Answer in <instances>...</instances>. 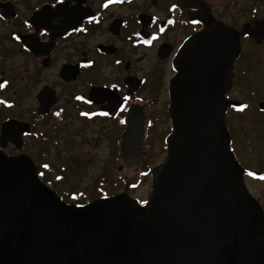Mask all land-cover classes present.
I'll return each mask as SVG.
<instances>
[{"label":"flooded vegetation","instance_id":"af4514ba","mask_svg":"<svg viewBox=\"0 0 264 264\" xmlns=\"http://www.w3.org/2000/svg\"><path fill=\"white\" fill-rule=\"evenodd\" d=\"M241 4L242 0H0V152L29 157L43 181V173L55 168L52 157L79 168L68 157L84 154L89 128L112 150L115 162L104 168L138 170L140 177L150 178L151 187V171L163 162L173 130L170 85L178 75L180 51L192 36L214 30L215 22L234 29L240 41L224 96L245 107H227V130L230 112L248 108L240 84L248 71L247 45L264 47V35L255 36L264 15L262 6L252 4L249 18L241 22ZM228 17L231 20H225ZM263 101L257 103V111L264 116L258 108ZM132 117L143 126L136 165L125 163L120 150ZM84 166L98 165L91 160ZM137 187L126 184L119 193H102L95 200L132 197L128 191ZM149 195L143 201L135 199L143 205Z\"/></svg>","mask_w":264,"mask_h":264},{"label":"water","instance_id":"95a60500","mask_svg":"<svg viewBox=\"0 0 264 264\" xmlns=\"http://www.w3.org/2000/svg\"><path fill=\"white\" fill-rule=\"evenodd\" d=\"M215 24L180 51L173 130L145 204L126 194L67 204L29 157L0 152V264H264V191L261 205L244 183L264 172L239 165L225 126L227 107H244L224 97L239 35ZM262 35L264 21L255 31ZM142 138L132 117L120 143L125 163H139Z\"/></svg>","mask_w":264,"mask_h":264},{"label":"rangeland","instance_id":"374dc122","mask_svg":"<svg viewBox=\"0 0 264 264\" xmlns=\"http://www.w3.org/2000/svg\"><path fill=\"white\" fill-rule=\"evenodd\" d=\"M252 4L262 6L260 14L264 15V0H242L244 12L243 19L239 21L249 18L247 10ZM247 47L251 48L250 56L245 58L248 71L246 76L242 77L240 91L248 108L238 113L230 112L228 131L232 150L234 149L240 165L246 170L264 172V116L257 111V103L264 99V47H256L254 44ZM91 131L86 128L84 154L80 157H68V161L72 163L76 160L79 168L64 166L61 157H52L51 164L55 168L52 173H43V181L66 203H69V200L75 201V198L78 200L75 202L84 203L95 200L102 193H119L126 188V184L138 185L136 189L128 191L132 197L140 201L147 198L151 193L150 178L140 177L138 170L117 172L115 168H104V165H113L115 162L112 150L106 146V142L97 141V137L90 134ZM91 160L96 161L97 168L84 166ZM244 183L251 195L263 205L264 180L245 177Z\"/></svg>","mask_w":264,"mask_h":264},{"label":"trees","instance_id":"16d2710c","mask_svg":"<svg viewBox=\"0 0 264 264\" xmlns=\"http://www.w3.org/2000/svg\"><path fill=\"white\" fill-rule=\"evenodd\" d=\"M76 200V199H75ZM76 201H78V200H76ZM69 202H71V203H73V204H78V203H74L75 201H73V200H69Z\"/></svg>","mask_w":264,"mask_h":264},{"label":"snow or ice","instance_id":"6c2138e0","mask_svg":"<svg viewBox=\"0 0 264 264\" xmlns=\"http://www.w3.org/2000/svg\"><path fill=\"white\" fill-rule=\"evenodd\" d=\"M147 43H150V41H147ZM0 87H3V85H0ZM45 167H47V165H45ZM251 175V173H249Z\"/></svg>","mask_w":264,"mask_h":264}]
</instances>
